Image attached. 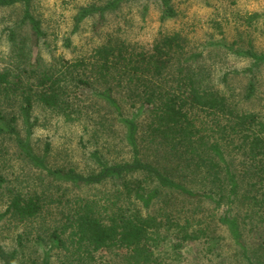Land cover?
Listing matches in <instances>:
<instances>
[{"label": "trees", "instance_id": "obj_1", "mask_svg": "<svg viewBox=\"0 0 264 264\" xmlns=\"http://www.w3.org/2000/svg\"><path fill=\"white\" fill-rule=\"evenodd\" d=\"M36 0H0V6H23L18 29L9 30L14 45L13 65L0 67V102H18V111L0 108V132L12 135L24 156L62 182L90 188L110 187L68 199L63 222L51 235L62 251L64 264H103L102 249H125L122 264H161L158 250L171 238L175 248L201 242L213 252L223 230L244 264H264V117L249 110L227 90V75L215 81L204 64L203 50L187 48L180 30H160L149 48L108 37L87 55L71 59L60 55L43 64L40 55L45 32L34 13ZM122 1L108 0L82 8L77 22L97 13L101 23ZM162 20L175 18L172 0H159ZM258 13L238 15L239 25L250 27ZM236 43V42H235ZM70 42L67 40V45ZM219 45L250 59L245 100L260 83L264 51L251 41L234 48ZM221 82V83H220ZM99 97L126 129L129 160L108 162L94 153L99 170L51 168L30 142L36 102L74 121L84 113L82 101ZM83 99V100H84ZM19 117L26 136L17 128ZM5 178L0 174V189ZM53 183L44 188H9L8 216L25 224L35 219L52 199ZM91 188V189H92ZM61 191V188L59 189ZM66 197V193L61 192ZM181 196L182 206L173 200ZM211 205L204 215L189 203ZM20 247L23 241L19 239ZM50 250L40 264H51ZM23 250L0 243L1 264H27Z\"/></svg>", "mask_w": 264, "mask_h": 264}, {"label": "rangeland", "instance_id": "obj_2", "mask_svg": "<svg viewBox=\"0 0 264 264\" xmlns=\"http://www.w3.org/2000/svg\"><path fill=\"white\" fill-rule=\"evenodd\" d=\"M108 0H36L34 13L42 19L45 32L41 42L40 55L43 64L63 55L77 58L87 55L92 48L108 37L119 38L139 48H149L160 30H180L187 36V48L198 53L203 50L204 64L210 68L215 81L227 75V90L241 105L249 110L262 113L264 117V67L258 72L260 83L252 98L246 99L247 77L243 70L250 65V59L230 52L219 45L224 40L234 43V48L247 47L249 40L257 51H264V0H172L177 10L175 18L162 20L159 0H125L120 6L107 12L100 23L97 13L77 22L76 16L84 7L100 5ZM258 13L252 26L244 27L235 22L238 15ZM23 6H0V67L13 65L15 50L9 37V30L26 34V28L18 29ZM67 40L70 44L67 45ZM236 42V43H235ZM221 83V82H220ZM86 98L82 95L84 113L74 121H68L57 111L36 102L32 111L35 121L30 142L34 151L45 156L51 168L75 169L90 174L99 170L94 153L97 152L108 162L129 160L132 150L126 140V129L118 116L99 97ZM84 99V100H83ZM4 112L18 111V102H0ZM17 128L22 137L26 136L25 124L21 117ZM0 174L5 178L0 189V213L9 200V188L33 190L53 183L52 199L35 219L25 224L16 223L8 216L0 220V243L8 250L20 248L27 257V264H40L43 253L50 250L51 264H64V256L53 246L52 231L63 222L68 210V199L79 194L97 192L110 187H80L62 182L48 175L46 170L28 160L12 135L0 132ZM61 188V191L59 189ZM66 193V197L60 193ZM182 206L181 196H173ZM189 208L198 207L207 215L212 212L209 204L189 203ZM23 241V247L19 245ZM201 242L188 243L175 248L168 238L158 250L161 264H244L237 249L223 230L221 244L213 252L206 250ZM125 249H102L99 259L103 264H122ZM1 264V262H0Z\"/></svg>", "mask_w": 264, "mask_h": 264}]
</instances>
